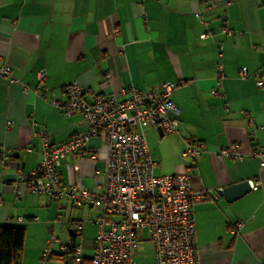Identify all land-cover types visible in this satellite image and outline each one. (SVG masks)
<instances>
[{"label": "crops", "instance_id": "1", "mask_svg": "<svg viewBox=\"0 0 264 264\" xmlns=\"http://www.w3.org/2000/svg\"><path fill=\"white\" fill-rule=\"evenodd\" d=\"M0 55L18 79L0 83V224L27 230V220L56 205L57 215L69 206L88 208L96 224V207L28 191L20 176L38 167L44 136L61 143L87 128L82 114L67 117L53 102L66 99L68 84L105 95L123 85L153 89L171 81L180 133L148 127L146 136L156 174L187 170L194 189L217 193L194 205L200 263L264 264V158L257 155L264 147V85H258L264 0H216L215 7L210 0H0ZM41 69L44 96L35 93ZM188 139L203 144L195 161L182 154ZM232 145L243 159L218 154ZM107 155L106 141L93 137L63 161L62 183L101 191ZM243 180L260 184L233 202L218 192ZM83 216L84 209L53 228H68L67 241L75 230L80 243ZM240 219L246 222L233 233ZM96 235L80 243L87 256ZM45 248L40 244L31 257L22 252L20 264H40ZM61 256L58 245L50 264H60Z\"/></svg>", "mask_w": 264, "mask_h": 264}, {"label": "built area", "instance_id": "2", "mask_svg": "<svg viewBox=\"0 0 264 264\" xmlns=\"http://www.w3.org/2000/svg\"><path fill=\"white\" fill-rule=\"evenodd\" d=\"M215 5L216 0H210V6ZM196 16L203 20L201 13ZM114 32L120 33L119 28ZM241 72L245 75L246 67ZM45 76L43 69L38 71L37 95H45L42 88ZM16 80L12 67L0 55V83ZM258 85L263 86L264 81L258 80ZM176 86L177 83L171 81L153 89L123 85L117 92L97 95L74 81L65 87L64 101L53 99L55 104L63 106L65 116L82 114L87 128L61 143L50 142L44 136L38 167L28 173L22 171L20 176L28 191L54 198L69 197L78 204L99 209L95 218L98 232L88 256L77 241L61 243L58 237H51L40 264H50L54 243H58L62 255L60 264H84L85 261L89 264H138L136 255L141 243L146 241L152 243V264H201L194 205L214 200L217 193L205 188L194 189L187 170L156 174V161L150 155L146 136L148 127L161 128L169 135L180 133V110L171 98ZM213 92L218 94L217 89ZM95 136L108 145L103 189L66 187L59 168L67 157L88 145ZM232 146L221 148L218 154L243 159L236 145ZM202 151V143L188 139L182 154L195 161ZM257 155L264 158V147H260ZM250 184L252 189H257L260 182L251 180ZM15 191L19 194L21 188L16 186ZM245 222L246 219L238 220L232 232L237 233Z\"/></svg>", "mask_w": 264, "mask_h": 264}, {"label": "rangeland", "instance_id": "3", "mask_svg": "<svg viewBox=\"0 0 264 264\" xmlns=\"http://www.w3.org/2000/svg\"><path fill=\"white\" fill-rule=\"evenodd\" d=\"M164 137H167L165 135ZM64 202V201H63ZM84 209L85 216L82 217L83 219V226L84 230L79 235L78 241L81 243L83 240L89 241L88 239L95 236L98 231V227L96 224L92 222V217L90 215V209L84 208L81 206H76L71 208H61V215H57V205L54 209H44L42 210L40 216L33 220H27L28 227H27V235L25 240L24 246V253L27 257H31L36 251V248L43 243L44 247L47 245V240L51 237L55 236L58 237L61 243H64L68 239V228L64 229L63 231H59L57 228H53L56 226V222L59 221H67L69 219L70 214H74L75 216H81V211ZM56 210V211H55ZM73 211V213L71 212ZM92 213V212H91ZM57 215V217H56ZM50 218L49 223H46ZM61 218V219H60ZM68 223V222H67ZM148 234V232H147ZM58 243L52 244V250L57 249ZM138 261L139 264H148L151 260H153V248L152 243L142 242L139 250H138ZM53 262V260H52Z\"/></svg>", "mask_w": 264, "mask_h": 264}, {"label": "trees", "instance_id": "4", "mask_svg": "<svg viewBox=\"0 0 264 264\" xmlns=\"http://www.w3.org/2000/svg\"><path fill=\"white\" fill-rule=\"evenodd\" d=\"M26 232L23 225L0 224V264H20ZM70 235L72 241H77L75 230Z\"/></svg>", "mask_w": 264, "mask_h": 264}, {"label": "water", "instance_id": "5", "mask_svg": "<svg viewBox=\"0 0 264 264\" xmlns=\"http://www.w3.org/2000/svg\"><path fill=\"white\" fill-rule=\"evenodd\" d=\"M160 135H164L161 128H159ZM252 190L250 180H243L238 183H234L232 185H229L227 187H223L218 190V192L225 197L226 201L233 202L247 193H249Z\"/></svg>", "mask_w": 264, "mask_h": 264}]
</instances>
